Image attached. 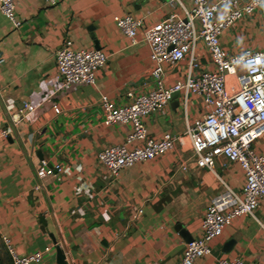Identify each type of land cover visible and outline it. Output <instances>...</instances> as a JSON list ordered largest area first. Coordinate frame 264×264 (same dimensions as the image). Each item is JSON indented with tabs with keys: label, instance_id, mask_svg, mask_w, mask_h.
<instances>
[{
	"label": "crops",
	"instance_id": "obj_1",
	"mask_svg": "<svg viewBox=\"0 0 264 264\" xmlns=\"http://www.w3.org/2000/svg\"><path fill=\"white\" fill-rule=\"evenodd\" d=\"M221 0H209L217 4ZM173 7L169 0H19L15 16L20 28L0 9V134L9 112L25 102L35 111L9 137L0 136V249L9 255L4 237L21 257L42 253L40 262L60 264H177L187 244L202 234L201 222L210 202L226 189L240 191L245 181L238 164L225 159L209 171L180 161L192 155L190 145H177L150 162L122 169L115 177L98 160L104 148L122 143L127 125L104 124L103 95L125 103V93L152 90L153 62L143 32L173 13L185 16L191 0ZM116 14L143 20L138 44L120 31ZM77 49L102 50L107 64L94 85L59 90L56 52L66 41ZM221 43L230 54L264 47V17H247L227 30ZM198 52L211 67L203 43ZM187 63L166 66L164 84L184 80ZM58 106L61 112L55 111ZM206 109L202 100L177 93L161 112L145 119L150 136H183ZM132 147V146H130ZM41 160L60 163V177L40 180ZM264 206L254 215L236 218L212 244V254L196 264L240 259L264 264ZM9 263L12 264L9 255Z\"/></svg>",
	"mask_w": 264,
	"mask_h": 264
},
{
	"label": "built area",
	"instance_id": "obj_2",
	"mask_svg": "<svg viewBox=\"0 0 264 264\" xmlns=\"http://www.w3.org/2000/svg\"><path fill=\"white\" fill-rule=\"evenodd\" d=\"M39 1L52 6L57 4V0ZM191 2L192 8L185 9V16L173 13L143 32L153 62L154 88L142 95L133 90L126 92L124 104L106 95L100 99L106 126L122 124L131 128L122 143L104 148L98 154L99 162L113 176L124 168L174 151L177 145L187 144L192 155L180 161L183 171L189 172L192 165L214 171L217 161L225 159L238 164L244 172L245 181L240 191L224 183L225 191L210 202L201 222V236L187 244L177 264H196L200 258L211 255L214 240L221 237L236 218L254 215L264 206V148L258 144L264 141V47L234 55L221 43L222 35L238 22L256 15L264 17V0H221L217 4L209 0ZM18 3L19 0H0L1 11L16 28L21 27L15 16ZM169 3L176 8L183 7L182 0H169ZM114 21L131 43L137 45L143 20L131 14H116ZM200 43H203L211 67L198 52ZM4 61L0 52V67ZM108 61L109 56L102 50L77 49L73 41H66L56 52L59 90L70 89L73 85H94L97 71ZM183 62L188 66L185 79L165 86L166 66L174 67ZM177 93H184L185 98L187 94L200 98L205 113L183 136L170 133L158 139L150 136L145 119L163 111ZM34 111V106L25 102L9 112L10 127L0 136H11L14 128ZM55 111L61 112L58 106ZM63 173L62 164H50L47 160H41L36 169L42 181ZM3 242L12 264H33L42 260V253L19 256L8 237H4ZM218 264L244 263L240 259H220Z\"/></svg>",
	"mask_w": 264,
	"mask_h": 264
},
{
	"label": "water",
	"instance_id": "obj_3",
	"mask_svg": "<svg viewBox=\"0 0 264 264\" xmlns=\"http://www.w3.org/2000/svg\"><path fill=\"white\" fill-rule=\"evenodd\" d=\"M96 49H99V48H96ZM58 258H59L60 264H67V262H66V256L60 250H58Z\"/></svg>",
	"mask_w": 264,
	"mask_h": 264
},
{
	"label": "trees",
	"instance_id": "obj_4",
	"mask_svg": "<svg viewBox=\"0 0 264 264\" xmlns=\"http://www.w3.org/2000/svg\"><path fill=\"white\" fill-rule=\"evenodd\" d=\"M5 254H6V258H4L3 254H1L0 252V264H4L5 262L9 263L10 260L9 255H7V253Z\"/></svg>",
	"mask_w": 264,
	"mask_h": 264
},
{
	"label": "rangeland",
	"instance_id": "obj_5",
	"mask_svg": "<svg viewBox=\"0 0 264 264\" xmlns=\"http://www.w3.org/2000/svg\"><path fill=\"white\" fill-rule=\"evenodd\" d=\"M258 144H261L262 145V147L264 148V141L262 140V141H260ZM3 250H1L0 249V252H1V254H3V256H4V258H6V254H5V252H4V248H2Z\"/></svg>",
	"mask_w": 264,
	"mask_h": 264
}]
</instances>
